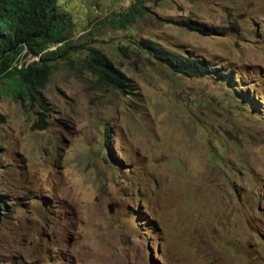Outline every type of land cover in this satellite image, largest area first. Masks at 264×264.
Instances as JSON below:
<instances>
[{"label":"rangeland","instance_id":"obj_1","mask_svg":"<svg viewBox=\"0 0 264 264\" xmlns=\"http://www.w3.org/2000/svg\"><path fill=\"white\" fill-rule=\"evenodd\" d=\"M58 4L79 48L52 55L44 104L0 77V264H264V0ZM93 47L129 86L98 81Z\"/></svg>","mask_w":264,"mask_h":264},{"label":"trees","instance_id":"obj_2","mask_svg":"<svg viewBox=\"0 0 264 264\" xmlns=\"http://www.w3.org/2000/svg\"><path fill=\"white\" fill-rule=\"evenodd\" d=\"M178 24L205 35L217 32L195 19H183ZM72 25L70 12L61 11L58 0H0V77L9 78L15 95L44 104L42 90L53 73L52 55L66 57L79 48L66 44L67 26ZM142 44L175 72L203 77L219 71L211 59L192 51H174L153 39H144ZM54 45L57 47L50 49ZM85 65L99 82L119 89L129 86L125 75L99 48H91ZM228 74L221 77L229 80ZM4 202L0 200V207Z\"/></svg>","mask_w":264,"mask_h":264}]
</instances>
